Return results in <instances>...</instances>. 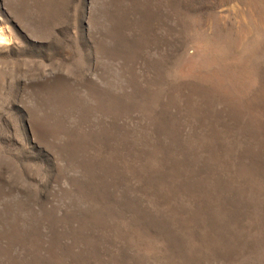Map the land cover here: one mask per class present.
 <instances>
[{
  "label": "rangeland",
  "instance_id": "rangeland-1",
  "mask_svg": "<svg viewBox=\"0 0 264 264\" xmlns=\"http://www.w3.org/2000/svg\"><path fill=\"white\" fill-rule=\"evenodd\" d=\"M0 264H264V0H0Z\"/></svg>",
  "mask_w": 264,
  "mask_h": 264
},
{
  "label": "bare ground",
  "instance_id": "bare-ground-1",
  "mask_svg": "<svg viewBox=\"0 0 264 264\" xmlns=\"http://www.w3.org/2000/svg\"><path fill=\"white\" fill-rule=\"evenodd\" d=\"M3 36H5L4 33H0V43H2L4 41L5 38H3Z\"/></svg>",
  "mask_w": 264,
  "mask_h": 264
}]
</instances>
